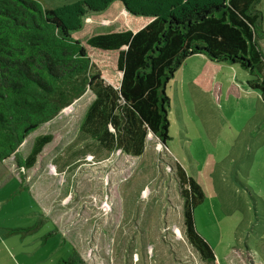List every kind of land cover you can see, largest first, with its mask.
I'll return each instance as SVG.
<instances>
[{"label": "rangeland", "instance_id": "rangeland-1", "mask_svg": "<svg viewBox=\"0 0 264 264\" xmlns=\"http://www.w3.org/2000/svg\"><path fill=\"white\" fill-rule=\"evenodd\" d=\"M38 1L55 9L79 0ZM258 8L264 17V0ZM122 10L116 1L74 33L115 86L118 52L87 41L148 23ZM260 44L264 52V38ZM254 78L237 65L190 56L166 85L170 138L163 144L149 133L140 156L99 151L81 130L95 98L88 90L18 149L26 157L39 135H53L24 183L15 154L0 164V264L34 247L55 253L38 264H60L74 248L89 264H264V100L248 84ZM181 173L204 192L195 217L211 261L187 236Z\"/></svg>", "mask_w": 264, "mask_h": 264}, {"label": "trees", "instance_id": "trees-1", "mask_svg": "<svg viewBox=\"0 0 264 264\" xmlns=\"http://www.w3.org/2000/svg\"><path fill=\"white\" fill-rule=\"evenodd\" d=\"M119 1L130 15L148 18L138 30L93 35V48L117 51L120 82L107 84L86 46L74 36L91 13ZM262 0H79L48 9L38 0H0V164L16 155L33 168L52 134L38 136L26 157L17 151L42 125L88 90L90 104L82 131L106 150L144 153L153 133L170 138L166 85L192 55L237 65L255 78L248 84L264 100ZM162 147V146H160ZM184 221L191 243L203 259L215 253L197 229L195 209L204 192L181 173ZM182 182V180L180 181ZM60 264H89L77 248Z\"/></svg>", "mask_w": 264, "mask_h": 264}, {"label": "crops", "instance_id": "crops-1", "mask_svg": "<svg viewBox=\"0 0 264 264\" xmlns=\"http://www.w3.org/2000/svg\"><path fill=\"white\" fill-rule=\"evenodd\" d=\"M125 14L126 13H128V11H126L125 10V8L123 7V10H122ZM129 14V13H128ZM147 24V23H146ZM95 99V98H94ZM89 108V107H88ZM87 111H88V109H87ZM87 113V112H86ZM86 116V115H85ZM84 119H85V117H84ZM84 121V120H83ZM82 124H83V122H82ZM81 128H82V125H81ZM42 135H44V134H42ZM39 136H41V135H39ZM45 147H47V145L45 146ZM45 147H44V149H45ZM103 147V146H102ZM102 147H101V144H100V146H99V151H101V149H102ZM43 152H44V150H43ZM42 154V153H41ZM40 154V155H41ZM90 157H92V155H90ZM93 158V157H92ZM5 162H7V161H5ZM5 168H7L8 169V171H10V168L8 167V166H6L5 165ZM14 171H15V173L16 174H18L19 176H20V174H21V176H20V179H22V183H24V179H23V177H22V174H25L26 173V171H28V170H30V169H25V168H22V167H17V168H14L13 169ZM44 248H40V247H34V248H32V249H29V250H27V251H19V253H17V255H15V256H13V257H11L10 256V258H9V261H12L13 262V264H38L39 262H41V263H45L47 260H50V259H52L53 258V255L55 254V253H53V254H51V253H49L50 251H48L47 253H45L47 250L45 249L44 251ZM43 251V252H42ZM40 252H42L41 253V256L42 257H40L38 260H37V256H38V254L40 253ZM1 253H2V251H1ZM20 256H24V258H21ZM2 258L0 257V260H1Z\"/></svg>", "mask_w": 264, "mask_h": 264}]
</instances>
